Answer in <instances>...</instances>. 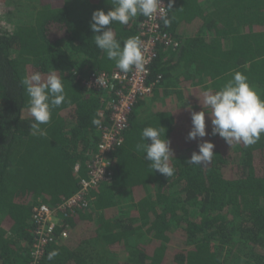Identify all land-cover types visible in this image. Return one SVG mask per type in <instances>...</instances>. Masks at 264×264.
<instances>
[{
    "label": "trees",
    "instance_id": "trees-1",
    "mask_svg": "<svg viewBox=\"0 0 264 264\" xmlns=\"http://www.w3.org/2000/svg\"><path fill=\"white\" fill-rule=\"evenodd\" d=\"M111 7L112 0H0V264L30 263L32 207L57 205L86 177L99 141L92 120L108 121L119 86L93 92L80 80L121 72L90 28L93 11ZM167 14L171 23L161 27L177 47L158 49L152 93L137 100L111 153L112 181L65 218L67 237L57 229L39 264H264V134L230 147L210 134L203 104V92L220 90L235 72L264 100V0H175ZM145 19L106 27L123 42L140 37ZM37 71L55 72L66 94L43 137L30 134L21 83ZM202 110L209 134L186 139L191 113ZM148 126L165 128L172 177L153 172L136 151ZM203 141L215 145L211 163L186 164ZM53 250L59 255L49 261Z\"/></svg>",
    "mask_w": 264,
    "mask_h": 264
},
{
    "label": "clouds",
    "instance_id": "clouds-1",
    "mask_svg": "<svg viewBox=\"0 0 264 264\" xmlns=\"http://www.w3.org/2000/svg\"><path fill=\"white\" fill-rule=\"evenodd\" d=\"M175 0H112V7L105 13L103 9L93 11L90 28L94 35V42L102 50L107 59L114 61L115 67L122 73L133 70L144 73L147 71L148 60L145 56L143 41L139 36H131L121 42L116 38L112 27L114 23L128 25L130 20L138 16L148 20L158 19L165 26L171 23L167 11L173 9ZM22 86L29 97L28 110L32 117L29 125L33 136H46L47 132L41 127L50 122L52 110L59 108L66 101V94L62 79L55 73H49L46 78L40 72L26 76ZM100 86L103 81L97 78ZM203 104L211 111L207 112L211 119V135H219L231 147L242 143L250 146L256 143L264 134V100L252 89L247 77L235 72L220 90L203 92ZM205 111L191 113V130L186 139L197 140L209 133L206 132ZM92 124L99 126L100 119L94 118ZM164 127L148 126L140 134V142L136 144V151L143 153L150 162L153 172L169 178L175 169L170 161L174 157L171 141L166 138ZM163 135V138H162ZM215 145L210 141L198 144V151H194L186 161L189 165L203 167L210 164ZM59 255L58 250L49 252L47 259L53 260Z\"/></svg>",
    "mask_w": 264,
    "mask_h": 264
},
{
    "label": "built area",
    "instance_id": "built-area-1",
    "mask_svg": "<svg viewBox=\"0 0 264 264\" xmlns=\"http://www.w3.org/2000/svg\"><path fill=\"white\" fill-rule=\"evenodd\" d=\"M168 0H164L165 6ZM168 13V11H167ZM158 19L143 21L140 39L143 41L145 56L148 60L147 71L144 73L131 71L129 73L113 72L93 73L82 78L80 84L88 91L98 92L108 89L111 85H118L113 98L108 103V121L97 126L98 144L88 163L86 177L80 179L79 190L69 197L62 198L55 206L39 203L32 207L30 221L34 234L31 246V260L29 264H39L44 255L45 246L52 241L55 231L60 229L59 235L67 237L65 218L77 210L86 209L93 203L91 192L98 185L113 179V160L111 153L122 143L123 133L129 125V118L133 107L139 98L150 97L153 83L148 81L150 67L156 59L160 46L177 47V42L162 30ZM103 81L100 86L97 78ZM78 167L75 168L77 170Z\"/></svg>",
    "mask_w": 264,
    "mask_h": 264
},
{
    "label": "rangeland",
    "instance_id": "rangeland-1",
    "mask_svg": "<svg viewBox=\"0 0 264 264\" xmlns=\"http://www.w3.org/2000/svg\"><path fill=\"white\" fill-rule=\"evenodd\" d=\"M79 5H82V6H84V4H82V3H80ZM0 17H1V15H0Z\"/></svg>",
    "mask_w": 264,
    "mask_h": 264
}]
</instances>
